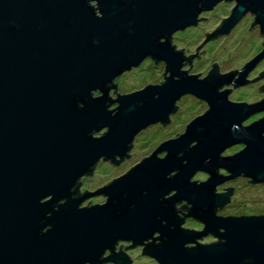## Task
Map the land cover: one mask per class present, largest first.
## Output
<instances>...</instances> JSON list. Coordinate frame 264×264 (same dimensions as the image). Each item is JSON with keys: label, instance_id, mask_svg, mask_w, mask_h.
<instances>
[{"label": "water", "instance_id": "water-1", "mask_svg": "<svg viewBox=\"0 0 264 264\" xmlns=\"http://www.w3.org/2000/svg\"><path fill=\"white\" fill-rule=\"evenodd\" d=\"M217 1L0 0V264H127L121 244L113 251L115 239L131 240L123 248L142 243L140 252L158 264H264V214H213L232 189L213 192L214 184L238 174L264 181V114L241 124L264 109V97L232 101L229 88L217 90L264 74L262 69L244 78L264 55V40L239 69L217 73L212 62L201 78L200 72L185 73L190 57H198L196 48L228 32L247 10L254 14L248 28L257 24L264 34V0H232L228 15L204 32L193 53L184 56L182 47L169 43L172 32L205 18L196 15ZM146 56L163 60L161 73L167 75L109 98L107 88H115L110 80ZM183 63L187 69H179ZM257 87L264 89V83ZM94 90L100 94L91 95ZM184 93L207 108L120 175L78 192L77 179L98 158L116 164L126 157L133 135L150 123L167 122ZM110 102L116 105L107 109ZM234 143L243 146L219 155ZM217 167L228 174H217ZM195 170L209 176L190 181ZM170 188L173 193L156 199ZM91 194L105 201L78 206ZM180 199L185 203L174 207ZM186 214L203 221L202 229L179 227ZM153 230L158 234L151 236ZM206 232L217 240L193 239ZM186 241L194 244L187 247Z\"/></svg>", "mask_w": 264, "mask_h": 264}, {"label": "rangeland", "instance_id": "rangeland-1", "mask_svg": "<svg viewBox=\"0 0 264 264\" xmlns=\"http://www.w3.org/2000/svg\"><path fill=\"white\" fill-rule=\"evenodd\" d=\"M233 2L221 1L209 10H204L198 14L205 18H198L194 25L186 26L182 29L175 30L171 34V42L177 48L182 47L185 55L194 52V47L204 38V32H210L220 21L228 15ZM250 17H243L230 29L227 34L216 39L204 40L196 48V56L190 57V65L183 63L182 69H187V73H197L196 76H203L210 68V64L215 62L219 72L239 69L243 63L253 57L260 47L261 37L255 29H248ZM264 69V57L259 59L252 68L249 69L247 78L256 76L257 73ZM163 63L161 61L153 62L149 57H144L139 64L122 71L115 79L114 91L109 96L115 97L117 93H127L142 88L145 84H153L161 80ZM264 83V74L249 80L245 84L235 87L228 86L229 93L227 98L232 101H244L247 103L254 102L264 97V90L258 89V85ZM97 94V90L91 92ZM176 110L169 116V121L165 125L153 123L140 131L133 137L131 146L127 151V156L122 158L116 165L110 164L104 160L96 162L91 172L79 177V188L87 191H93L113 177L120 175L133 163L151 151L155 145L176 133H181L187 122L194 116L201 114L207 105L204 101L190 95L181 96L176 102ZM115 103L110 104L112 108ZM264 112L262 110L248 115L241 121L247 124ZM105 128L93 131L92 135H98ZM242 143H234L226 146L221 152L231 154L240 148ZM202 174H194L193 178L200 177ZM229 186L233 187L234 192L231 196V205L227 206L228 212L234 213H259L264 211V182L257 185L247 184L243 178L230 181ZM103 197L91 194L84 197L79 205L100 204ZM138 249H128L126 252L132 257V264H152L150 259L139 256ZM103 264V263H100Z\"/></svg>", "mask_w": 264, "mask_h": 264}, {"label": "flooded vegetation", "instance_id": "flooded-vegetation-1", "mask_svg": "<svg viewBox=\"0 0 264 264\" xmlns=\"http://www.w3.org/2000/svg\"><path fill=\"white\" fill-rule=\"evenodd\" d=\"M221 1H225V0H220V1H217L212 7H214L217 3H219V2H221ZM232 1V0H231ZM225 2H230V1H225ZM233 2V4H234V1H232ZM92 6H93V4H91ZM211 7V8H212ZM210 8V9H211ZM207 10H209V9H207ZM202 11H204V10H201L200 12H202ZM96 13H97V11H95ZM199 12V13H200ZM230 12V11H229ZM198 13V14H199ZM198 14L196 15V18H198ZM250 17V20H249V23H248V26L250 25V22L253 20V16H254V14L253 13H249V11L247 10V11H245L244 13H243V15L236 21V22H238L240 19H242L243 17ZM198 20V19H197ZM197 20H196V22H197ZM195 22V23H196ZM235 25V24H234ZM233 25V26H234ZM232 26V27H233ZM248 26H247V28H248ZM231 27V28H232ZM230 28V29H231ZM230 29H229V31H230ZM248 29H255L256 30V32H257V34L259 35V37H261V40H260V47H259V49H258V51H260V49H262V46H263V44L261 43V41L262 40H264V34H261L260 32H259V28H258V25L257 24H254V25H252L251 27H249ZM228 31V32H229ZM228 32H226V33H222V34H218V35H216L215 37H213V38H211V40L212 39H216V38H218V37H221V36H223L224 34H227ZM173 33V32H172ZM208 40H210V39H208ZM169 43L171 44L172 42H171V36H170V39H169ZM173 49H178L177 47H175V45H173ZM182 50V49H181ZM257 51V52H258ZM182 54L184 55V56H186L185 54H184V52L182 51ZM146 57H148V56H146ZM192 57V56H191ZM262 57H264V55L262 56ZM261 57V58H262ZM260 58V59H261ZM151 59V58H150ZM153 60V59H152ZM259 60V59H258ZM257 60V61H258ZM157 61H161L162 63H163V68H164V61L163 60H157ZM157 61H155V62H157ZM256 61V62H257ZM190 62V61H189ZM255 62V63H256ZM254 63V64H255ZM182 65V64H181ZM181 65H180V67H179V69H182L181 68ZM254 66V65H253ZM252 66V67H253ZM133 67V66H132ZM211 67V66H210ZM251 67V68H252ZM124 71V70H123ZM216 71H217V73H221V72H219L218 71V69H217V67H216ZM121 73V72H120ZM119 73V74H120ZM185 73L186 74H188L187 73V71H185ZM249 73V70L245 73V75H244V78L245 79H249V78H247V74ZM118 74V75H119ZM163 74H164V76H166L167 75V71H164L163 72ZM206 74V73H205ZM204 74V75H205ZM237 73L235 72V73H233V76H235ZM203 75V76H204ZM163 76V75H162ZM115 77H117V76H115ZM115 77L113 78V79H111L110 81L112 82V83H114L113 82V80L115 79ZM198 77V76H197ZM202 77V76H201ZM201 77H199V78H201ZM248 81H246L245 83H247ZM157 83V82H156ZM156 83H153V84H156ZM245 83H243V84H245ZM241 85V84H240ZM228 86H231L232 87V84L228 81V82H226V83H222L219 87H217V90H221V89H223V88H228ZM233 87H235V86H233ZM232 87V88H233ZM113 90V87H108L107 88V90H106V93H107V95L109 96V94H110V92ZM262 90H264V89H262ZM229 93V90H228V92H227V94ZM98 94H100V92H98L97 91V94L96 95H98ZM118 94H122V93H118ZM92 95V94H91ZM184 95H190V96H193V95H191V94H189V93H184V94H181V95H179L175 100H174V104H175V102L181 97V96H184ZM93 96H95V95H93ZM115 96H116V94H115ZM193 97H195V96H193ZM226 97H227V95H226ZM109 98H111L110 96H109ZM195 98H197V97H195ZM197 99H199V98H197ZM228 99V98H227ZM199 100H202V99H199ZM260 100V99H259ZM202 101H204V100H202ZM256 101H258V100H256ZM205 102V101H204ZM255 102V101H254ZM112 103H114V102H110V103H108L107 104V109H110L109 108V106H110V104H112ZM206 103V102H205ZM252 103V102H251ZM115 105H116V103H115ZM114 105V106H115ZM176 105V104H175ZM207 105V104H206ZM113 106V107H114ZM175 110H176V108H175ZM175 110L173 111V112H175ZM260 111V110H259ZM262 111H264V109H262ZM172 112V113H173ZM257 112V111H256ZM172 113H169L168 114V121H169V116H170V114H172ZM264 114V112H262L261 113V115L259 116V117H261L262 115ZM259 117H257V118H259ZM256 118V119H257ZM245 119V118H244ZM255 119V120H256ZM168 121L167 122H165V123H161V122H153V123H157L158 125H165L166 123H168ZM153 123H150V124H148V125H146L145 127H147V126H149V125H151V124H153ZM250 123V122H249ZM249 123H247V124H249ZM242 124V123H241ZM247 124H242V125H247ZM145 127H143V128H145ZM185 127V126H184ZM142 128V129H143ZM141 130V129H140ZM139 130V131H140ZM183 130H184V128H183ZM137 133V132H136ZM135 133V134H136ZM135 134L133 135V137L135 136ZM179 133H176V134H174V135H172V136H170V137H168V138H173V137H175V136H177ZM99 135V134H98ZM133 137H132V139H131V141H130V146H131V143H132V140H133ZM167 139V138H166ZM164 140V139H163ZM161 142V141H160ZM160 142H158V143H160ZM157 143V144H158ZM156 144V145H157ZM191 144V143H190ZM156 145H155V147H156ZM129 146V147H130ZM129 147L127 148V150H126V153H127V151H128V149H129ZM154 147V148H155ZM153 148V149H154ZM152 149V150H153ZM224 149V148H223ZM222 149V150H223ZM151 150V151H152ZM221 150V151H222ZM151 151H149V153L151 152ZM219 152V155L220 156H225V155H229V154H227V153H225V154H223L222 152ZM148 153V154H149ZM148 154H146L145 156H147ZM165 154V151H161V152H158V153H156V156L157 157H162L163 155ZM178 154H180V152H178ZM144 157V156H143ZM116 158H118V157H116ZM122 158H125V156L123 155L122 156ZM99 160H104V161H106V162H108V163H110V164H114V165H116L117 163H119V161L121 160H119L116 164L115 163H113V162H111V161H109V160H107V159H101V158H98L97 159V161L96 162H98ZM140 160V159H139ZM138 160V161H139ZM137 161V162H138ZM95 162V163H96ZM136 163V162H135ZM135 163H133V164H135ZM132 164V165H133ZM132 165H130V166H132ZM129 166V167H130ZM93 167V166H92ZM92 167H91V169H92ZM128 167V168H129ZM127 168V169H128ZM91 169H90V172H91ZM176 172V170H172V171H170L169 172V174H168V176H171L173 173H175ZM215 172L217 173V174H219V175H226V174H228V172L225 170V169H223L222 167H217V168H215ZM202 174V176H200V177H195V178H193V175L194 174ZM88 173H86V174H82L81 176H85V175H87ZM209 175H208V173H206L205 171H203V170H195L193 173H192V175L189 177V180L190 181H192V180H194V182L195 183H197V182H199V181H204V180H206V178L208 177ZM241 178H243L244 180H246V179H248L247 177H245V176H243V175H241V174H238V175H236V176H234V177H231V178H227V179H224V180H222V181H220V182H218V183H216V184H214V186H213V192H220V191H225V190H227L226 188H222V187H227V186H229V182L230 181H233V180H235V179H241ZM77 180H79V178L77 179ZM264 181H262V182H255V183H253V182H250V181H246V183L247 184H252V185H257V184H259V183H263ZM79 186H80V183H78V185H77V190H78V192H81L82 190L79 188ZM230 187H231V185H230ZM232 189H231V191L228 193V196H227V200L226 201H224L218 208H216L215 210H214V212H213V214L214 215H220V216H226V215H234V216H238V215H240V214H242V215H259V214H264V211H262V212H259V213H234V212H228L227 210H226V208H227V206H229V205H231V196H232V194H233V192H234V189H233V187H231ZM174 192V189L173 188H170V189H168V191L167 192H165V193H163V194H161L160 196H158L156 199L157 200H159L160 199V197H166V196H168V195H170L171 193H173ZM96 195H100L101 197H103L104 199H103V202L105 201V196L104 195H102V194H96ZM86 196H88V195H86ZM62 199L63 198H61L60 200H58V201H62ZM82 200V199H81ZM80 200V201H81ZM79 201V202H80ZM103 202H101V203H103ZM185 203V200L184 199H180L179 200V202H175V203H173V205H174V207H177L180 203ZM166 203L165 202H161L160 203V205H165ZM87 205H89V204H87ZM78 206H80L79 205V203H78ZM81 206H84V205H81ZM53 208H55V206H53ZM181 212H183V213H185L186 211H185V209H183V210H180ZM175 213L176 214H178L179 216H181V213H179V211H175ZM178 226L179 227H183V228H187V229H193V230H201L202 229V226H203V221H201V220H199V219H197V218H195V217H193V216H191V215H189V214H186V215H184L183 217H182V220L178 223ZM44 228V227H43ZM219 231H222V228L221 227H218L217 228ZM158 234V231H155V230H153V232L151 233V236H155V235H157ZM193 239L196 241V242H198V243H209V242H211V241H214V240H217V236L216 235H213V234H210L209 232H206L205 234H203V235H200V237H193ZM148 240H150V237H147L146 238V241H148ZM130 241L131 240H128V239H115V243L113 242L112 243V245H113V251H117V248H118V244H121L120 245V249L125 253V255H127V257L129 258V261H128V263L127 264H132L133 263V260H132V257H130V255L126 252V250H128V249H138L137 251H138V254H139V256H141V257H143V258H148V259H150L151 260V262H152V264H158V261L155 259V258H153V257H151L150 255H148V254H146V253H141L140 251H141V247L143 246V244L142 243H138V244H136V245H130V246H127V247H122V245H127L128 243H130ZM141 241L142 242H145V240L144 239H141ZM153 241H157V239H153ZM194 244V242L193 241H186V242H184L183 243V245H186L187 247L189 246V245H193ZM108 253V249L107 248H105L103 251H102V253L100 254L101 256H104V255H106ZM111 260H102V261H99V262H96V263H94V264H100V263H103V264H111ZM83 264H86V263H83Z\"/></svg>", "mask_w": 264, "mask_h": 264}]
</instances>
